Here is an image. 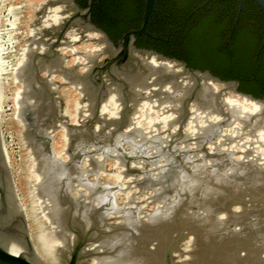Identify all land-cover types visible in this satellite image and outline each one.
Segmentation results:
<instances>
[{
	"label": "rangeland",
	"instance_id": "374dc122",
	"mask_svg": "<svg viewBox=\"0 0 264 264\" xmlns=\"http://www.w3.org/2000/svg\"><path fill=\"white\" fill-rule=\"evenodd\" d=\"M55 8L62 23L75 13L71 0H0V139L41 261L64 264L69 257L68 238L65 245L55 246L49 253L37 244L40 232L57 225L67 233L65 238H75L70 228H91L93 239L104 238L92 243L91 249L100 252L117 247L115 254L100 252L99 256L111 255L124 264H164V246L159 242L163 230L168 242L181 231H189L179 249L172 252L176 263L186 256L184 261L189 264H264L262 187L238 175L204 169L203 161L214 157L207 155L196 139H171L167 133L177 128L171 124L174 115L156 101L141 99L131 114L133 123L121 129L120 115L114 118L115 124L112 117L96 111L104 89L94 70L88 71L83 84H79L81 89L69 84L76 74L101 66L110 57L104 41L89 37L91 30L71 25L65 31L54 47L57 56L45 59V66L56 73L41 69L36 77L34 64H27L19 72L28 50L43 53L42 46L47 50V44L58 41L60 28L48 16ZM68 44L77 50L71 52ZM142 55L151 61V55ZM121 66L145 70L133 55ZM117 72L121 77L120 70ZM102 76L108 85L111 79L105 72ZM116 88L121 97L118 84ZM203 119L202 114L197 122L194 119L188 123L186 130L193 133ZM136 120L142 124L127 130ZM225 133L234 137L220 136L215 143L223 150L234 151L237 159H244L249 149L264 154V146L255 138L240 137L239 131L231 128ZM205 147L212 151L214 144ZM35 175L40 180H35ZM46 197L51 199L47 212L52 222L43 212L42 200ZM154 211L163 217L153 224L149 216ZM118 227H131L137 232L129 237L125 231L120 239H108L107 235L113 236ZM148 235H155V245L143 250ZM188 238L193 241L189 249ZM128 241L137 247L127 249ZM113 242L116 246L110 247ZM95 256H81L78 264H96L92 263Z\"/></svg>",
	"mask_w": 264,
	"mask_h": 264
},
{
	"label": "water",
	"instance_id": "95a60500",
	"mask_svg": "<svg viewBox=\"0 0 264 264\" xmlns=\"http://www.w3.org/2000/svg\"><path fill=\"white\" fill-rule=\"evenodd\" d=\"M72 1V9L75 11L74 14L69 16L64 23L62 21L54 23L56 28H60L57 32V40L51 42L48 45V49L41 48L43 53H39L36 49L28 50L26 61L19 67L21 72L24 67L28 64H34V74L37 77L39 70H45L47 74L56 73L45 66V59L55 58L57 56V50L55 46L58 45L60 38L63 36L65 31L71 26H77L86 30H94L102 34V39L105 46L110 49V57L106 58L101 66H95L94 69H87L85 73L79 75L76 74V78L73 81H69V84L75 86L76 84H83V80L86 79L88 73L94 70L97 80L103 86L104 93L102 97H106L111 89L117 91V84L121 90V116L119 128L123 129L124 126L131 125L133 123L131 114L136 111L137 105L141 99L148 101H156L159 106H164L165 110L174 115L175 119L171 120L172 125H177V128L172 129L168 134L171 139L184 138V139H196L206 152L210 155L211 159L204 160L202 165L204 169L216 171L221 175H231L232 177L241 176L243 181L262 187L264 189V154L256 153L252 149L247 150L244 154V159H237L235 152L232 150H223L219 143H215L218 137L223 136L225 138L234 137L231 133L226 134L225 130L228 128L233 131L238 130L239 136L243 137L248 135L255 138L262 146H264V121L262 116H256L254 113L243 115L236 109H230L223 102L222 96L225 93V89L213 90L212 88H204L203 84L199 80H191L184 72H173L166 73L157 67L152 66L150 63L139 58L138 54H154L158 58L171 60L175 63L183 65L186 71L189 73H204L210 78L217 82L225 83L229 85L233 91L246 95L253 99H264L262 97H255L250 93H245L238 89V81L236 80H222L217 75L213 74L210 70H200L190 66L184 59H178L176 57L167 56L161 52H157L152 48L138 47L134 41L136 35L146 34L150 37L162 39L157 31L154 29L153 32L148 30V25H152L151 13L153 10L159 11L158 0H142L143 12L140 26L136 29H130L123 33L121 37L115 42L106 31L99 27L91 17L92 5H96L101 8L100 0H85V6H80L76 0ZM260 7L264 12V0H252ZM242 8V2L239 0L238 10ZM239 14L236 16L238 20ZM264 45V33L260 41L258 50L255 54L257 58L259 52ZM129 55H133L139 61V65H142L145 70H139L137 67L136 71L131 69H125L121 64L127 59ZM92 57V61L94 62ZM38 65V66H37ZM40 65V66H39ZM48 66V65H47ZM46 67V68H45ZM117 70H120L121 77ZM89 71V72H88ZM106 73L111 79V82L107 85L104 82L102 73ZM51 81L50 78H47ZM116 85V87H115ZM100 97L96 102V111H99L100 101L104 98ZM204 115L202 120V126L198 127L193 133H189L186 130L188 123L193 121L197 122V118L200 115ZM111 123H116L113 119ZM159 136V135H157ZM206 144H214V149L208 150L205 147ZM51 152V151H50ZM51 155L55 156L52 152ZM218 156L221 159H216ZM225 158V159H224ZM230 173V174H228ZM0 264H44L41 259L37 256V253L33 247V242L27 228V222L23 207L21 206L13 179L8 169V163L4 158L1 145H0ZM264 198V195L262 196ZM107 213V212H106ZM115 213V212H114ZM113 214V213H112ZM152 223L156 222V218L163 217L162 214L154 211L150 214ZM133 226V225H132ZM70 228V232L74 235V242L69 244V257L64 262L65 264H78L81 256L83 258H91L92 255H99L100 252L113 253L116 250H104L94 251L89 249L92 243L103 241L104 238L91 237V228L81 227L77 229ZM113 236L110 238L118 237L119 239L125 231H128L129 237L135 235L137 232L134 228L122 229L118 227L115 229ZM150 231V230H149ZM160 233V243L164 246V264H189L187 261H181L176 263L173 259V251L179 249L181 241L186 238L188 232L181 231L178 237L168 242L167 235ZM127 233V232H126ZM155 235L146 236L147 239L144 241L143 250L146 248L150 249L149 246L155 245ZM15 244V248L12 246ZM134 242L128 241L126 244L127 249H134ZM119 250V248L117 249ZM147 253H153V251H144ZM115 254V252H114ZM182 255V252H180ZM181 257V256H180ZM85 259V260H86ZM84 260V261H85ZM182 260V259H181Z\"/></svg>",
	"mask_w": 264,
	"mask_h": 264
},
{
	"label": "trees",
	"instance_id": "16d2710c",
	"mask_svg": "<svg viewBox=\"0 0 264 264\" xmlns=\"http://www.w3.org/2000/svg\"><path fill=\"white\" fill-rule=\"evenodd\" d=\"M241 2L238 10L239 0H158L159 11H152L148 30L155 29L162 39L140 34L135 44L184 59L222 80H236L240 91L262 97L264 45L257 58L255 54L264 33V12L255 1ZM77 3L85 6V0ZM100 5H93L91 17L112 39L140 26L142 0H100Z\"/></svg>",
	"mask_w": 264,
	"mask_h": 264
},
{
	"label": "bare ground",
	"instance_id": "6f19581e",
	"mask_svg": "<svg viewBox=\"0 0 264 264\" xmlns=\"http://www.w3.org/2000/svg\"><path fill=\"white\" fill-rule=\"evenodd\" d=\"M58 8L53 9V13L48 15L49 19L53 22V23H57L60 22L61 17L57 14ZM90 31V30H89ZM89 37L92 39H98L100 41H103L102 39V34L99 32H96L94 30H91L88 33ZM87 36V35H86ZM73 39H77L76 36L73 37ZM70 45V44H68ZM46 46V45H45ZM43 47V46H42ZM41 47V48H42ZM68 47L71 52H74L76 48H74V46L70 45V46H66ZM47 49V48H46ZM98 49V48H96ZM77 50V49H76ZM64 51V50H63ZM63 53V52H62ZM77 53V52H76ZM151 55L150 59L151 61H147L142 54H138L137 56L143 60H145L146 62L150 63L152 66L157 67L158 69L162 70L163 72L166 73H173V72H184L187 73V76L190 77L191 80H199L201 81V83L203 84L204 88H212L213 90H221V89H225V93L222 96L223 102L225 103L226 106L230 107V109H236L239 110V112L243 115H247L250 113H254L256 116H259L263 118L264 121V99H253L250 98L246 95H242L239 94L235 91L232 90V88L225 84V83H221V82H217L214 79L210 78L209 76H207L204 73H198V72H194V73H189V71H186L183 67V65L175 63L171 60H167V59H162V58H158L157 56H155L154 54H149ZM149 59V60H150ZM95 61V60H94ZM89 65V64H88ZM1 75V73H0ZM53 77V76H52ZM75 87L81 89V86L79 84H76ZM83 91V90H81ZM110 94H108L106 96V99L104 98L102 100V105L99 106V111L98 114L100 112V114H104L106 117H112L113 119L117 118L119 115L121 116V102L119 101V95L117 93V91L115 89H111V91L109 92ZM1 95H0V112H1ZM91 102H88V104H90ZM141 105V104H140ZM105 111V112H104ZM70 113V112H69ZM91 115V112L87 114V116ZM143 115V114H141ZM86 116V117H87ZM119 116V117H120ZM142 117V116H141ZM164 117V116H163ZM168 117V115H167ZM170 117V116H169ZM74 119V118H73ZM139 119V118H138ZM157 119V118H156ZM169 119V118H168ZM165 120V118L163 119ZM167 122V121H166ZM139 124H142L141 121L136 120V124L134 122V124L131 126V128H127V130H133L134 128H136V126H139ZM126 130V131H127ZM152 132H154L153 130H150ZM194 132V131H193ZM125 133V132H124ZM1 135V134H0ZM0 145H1V149L4 155V158L6 160L5 157V153L3 151V146L1 144V139H0ZM7 161V160H6ZM46 171V170H44ZM100 173V172H99ZM98 173V174H99ZM102 174V172L100 173ZM39 175V173L37 174ZM35 175L34 179L38 181V176ZM104 175V174H103ZM114 175V174H112ZM117 175V173H116ZM41 176V175H39ZM109 178V177H108ZM110 178H115L113 176H111ZM119 179V178H118ZM40 180V178H39ZM106 180V179H105ZM45 185V183H44ZM42 185V189H44L43 191L45 192V187ZM47 189V187H46ZM1 195V193H0ZM18 195V194H17ZM44 197V196H43ZM22 199V198H21ZM40 200V199H39ZM43 205H45V210L43 208V212H44V216L45 218H47L49 220V222L51 221V218L49 217V212H47L50 209V203H51V199L50 198H43L42 200ZM41 203V204H42ZM237 207V206H236ZM236 211V210H235ZM222 214V213H221ZM51 215V214H50ZM111 215V214H110ZM222 216V215H221ZM220 216V217H221ZM118 222V221H117ZM30 224V223H29ZM33 225V224H31ZM33 227V226H32ZM110 231V230H109ZM67 235V233H65V231H60L59 228L57 227V225H53L51 226V229L49 231H43L40 232L37 237V244L39 246V248L41 249L40 244L43 246L45 252L48 251L47 253H49L51 251V249H53L55 246L58 245H65L66 242L65 240L68 238V242L69 244L74 242V238L70 235L67 236L65 238V236ZM32 237V236H31ZM190 238V237H189ZM187 240V242H189V244L187 245V249L190 248L191 242L192 240ZM70 239V240H69ZM191 239V238H190ZM193 242V241H192ZM15 248V244L12 245ZM94 244H92L89 249L93 248ZM38 248V247H37ZM42 248V249H43ZM184 248V247H183ZM39 249V251H40ZM190 251V250H189ZM44 252V251H41ZM46 254V253H45ZM187 255H190L191 253L186 252ZM41 257V256H40ZM188 257V256H187ZM186 258V256H185ZM185 258H182V261H184ZM188 259V258H187ZM122 260V259H121ZM187 262V260H185ZM96 263V264H124L121 261H118L114 256L111 255H102V256H95L93 258L92 263ZM65 264V263H64Z\"/></svg>",
	"mask_w": 264,
	"mask_h": 264
},
{
	"label": "flooded vegetation",
	"instance_id": "af4514ba",
	"mask_svg": "<svg viewBox=\"0 0 264 264\" xmlns=\"http://www.w3.org/2000/svg\"><path fill=\"white\" fill-rule=\"evenodd\" d=\"M77 1V0H76ZM92 8H93V5H92ZM92 8H91V10H92ZM206 10H210V8L208 7ZM202 14H204L203 12L201 13V15ZM237 16V15H236ZM239 19V18H238ZM92 20H93V18H92ZM238 20H236V17H235V22H237ZM235 25H236V23L233 25V27H232V29H234V27H235ZM119 39V38H118ZM117 39V40H118ZM114 40V39H113ZM117 40H114L115 42L117 41ZM134 43H135V41H134ZM137 45V44H136ZM138 46V45H137ZM138 47H140V46H138ZM153 49V48H152ZM155 50V49H154ZM156 51V50H155ZM158 52V51H157ZM206 70V69H205ZM208 70V69H207ZM91 110H92V108H91ZM92 114V113H91Z\"/></svg>",
	"mask_w": 264,
	"mask_h": 264
}]
</instances>
